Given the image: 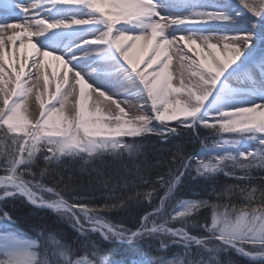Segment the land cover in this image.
Returning <instances> with one entry per match:
<instances>
[{
	"label": "snow or ice",
	"instance_id": "6c2138e0",
	"mask_svg": "<svg viewBox=\"0 0 264 264\" xmlns=\"http://www.w3.org/2000/svg\"><path fill=\"white\" fill-rule=\"evenodd\" d=\"M30 7L39 11L29 16V7L18 4L17 0H0V20L4 21L0 23V130L6 137H11L14 146L11 151L0 153L4 156L0 166L4 173L0 175L3 198L19 195L35 206L58 213H70L78 208L86 219L104 230V239L133 242L144 235L168 233L181 240L185 247L206 245V239L167 227V220L158 225L153 223L148 228V217H145L142 230L131 233L116 230L98 217L93 220L96 210L83 204L69 205L59 193L55 194V200H44L38 195L40 185L31 184L24 177L31 174L33 162L44 148L46 161L64 156L91 159L108 152L131 154L133 145L125 143V137L158 131L163 134L164 130L175 132L164 122L176 120L187 126L200 124L218 133L240 136V139L221 140L224 155L207 162L201 160L196 168L198 175L214 174L222 170L227 161L242 169L252 166L251 161L241 163L240 158L248 160L252 157L264 166V103L255 102V97L264 100V51L259 58L254 51L255 39L264 43V27L258 33L240 30L235 35L216 34L221 31L217 26L241 17L244 10L264 21V0H185L179 4L174 0H45L34 2ZM161 10L171 14L161 16ZM80 16L89 19L78 18ZM9 19L23 22L8 23ZM170 25H183L188 35H173L167 31ZM101 27L104 31L99 37L83 40V34L94 33ZM9 30L11 34L6 35ZM177 30L174 28L173 32ZM176 41L183 42L192 53L180 58L179 86L173 85V56L169 52V46ZM8 44H11L12 59H9ZM91 45L96 46L95 51L88 50ZM17 50L21 57L19 71L15 66ZM57 52H63V55H56ZM49 58L59 63L50 64ZM30 61L32 68L51 66L53 77L62 71V80H57L55 92L47 100L37 95L39 117L35 120L30 118L27 106L32 88L23 79ZM185 61L189 70L188 84L183 79ZM5 65L15 76L14 87L9 88L12 76L5 71ZM69 73L74 74V84L70 83ZM43 79L47 90L49 76L46 72ZM233 79L250 87L245 92L233 88L228 83ZM97 81L112 89L131 81L132 90L120 94H146L153 115L129 116L115 100V111L103 110L99 103L92 104L89 89H93ZM76 85L79 93L73 112L67 105ZM94 91L112 100V96L100 87ZM181 95L185 98H177ZM242 96L252 98L241 99ZM153 120L161 122L163 128L154 127ZM253 141L262 146L260 152L244 150ZM179 179L177 176L176 182ZM174 186V182H170V190ZM231 191L225 195H230ZM240 192L246 201L240 207L228 203L210 205L206 201H180L170 219L184 221L200 208L211 207V224L207 226L210 234L223 246L235 248L252 259L264 260V190H261L259 200L255 199L256 188L241 189ZM157 214L159 210L150 215ZM0 215L12 221L7 212ZM73 218L80 222L78 216ZM49 243L55 248L53 254L59 257L56 261L47 258ZM244 243L258 246V250L245 251L239 246ZM41 248L45 249L43 259L40 258ZM90 255L92 259H72L70 247L52 234L40 233L35 239H25L9 231L0 233V256L3 257L0 264H111L97 248H93Z\"/></svg>",
	"mask_w": 264,
	"mask_h": 264
},
{
	"label": "trees",
	"instance_id": "16d2710c",
	"mask_svg": "<svg viewBox=\"0 0 264 264\" xmlns=\"http://www.w3.org/2000/svg\"><path fill=\"white\" fill-rule=\"evenodd\" d=\"M152 123L157 129L163 127L159 121ZM164 123L175 132L164 130L163 134L158 131L125 137L124 142L133 145L131 154L108 152L91 159L64 156L46 161L43 155L46 152L39 153L31 174L24 178L31 184L50 187L72 205L83 204L96 210L94 219L98 217L118 230L128 233L138 228L142 230L145 217H148V228L167 220V227L185 229L191 236L206 239V245L185 247L168 233L144 235L133 242L105 240L98 231L77 227L71 215L36 207L19 195L0 199V213L7 212L12 218L9 222L0 215V233L9 231L25 239H35L40 233L52 234L70 247L72 259H92L90 253L97 248L111 264H147L149 261L151 264L161 261L163 264L179 261L183 264H264V260L249 258L235 248L223 246L210 234L207 226L211 224V207L200 208L184 221L170 219L180 201L228 203L240 207L246 202L240 190L252 188L257 189L255 199L259 200L264 190V166L249 157L245 161L253 164L248 169L227 161L228 164L214 174L198 175L196 168L201 160L207 162L212 154L209 150L214 145L213 137L220 133L200 124ZM5 137L0 130V153L13 149L10 144L2 143ZM255 150L260 152L262 148L256 146ZM3 161L4 156L0 155V166ZM240 161L244 163L243 158ZM3 174L0 171V175ZM177 176L180 177L178 182ZM170 182L175 183L171 190ZM228 190H232L230 195H225ZM156 210L159 214L150 215ZM243 246L250 251L258 250V246L247 243ZM212 249L214 251H209ZM39 251L43 259L45 249ZM54 252V246L49 243L47 258L50 261L59 259Z\"/></svg>",
	"mask_w": 264,
	"mask_h": 264
},
{
	"label": "bare ground",
	"instance_id": "6f19581e",
	"mask_svg": "<svg viewBox=\"0 0 264 264\" xmlns=\"http://www.w3.org/2000/svg\"><path fill=\"white\" fill-rule=\"evenodd\" d=\"M34 2H39V3H43L40 0H17V3L20 4L22 3L25 7H29V13L28 15L31 16L33 14V12L35 11H39L38 9H32L30 6L34 3ZM42 15V14H41ZM4 22L3 20H0V23ZM8 23H21L23 22V20H16V19H9L7 20ZM184 28L179 29V33L176 34V36H179L181 34L183 35H188V33L186 31L183 30ZM17 31H20V29H17ZM104 30L100 29L99 31H96L94 33H85L83 34V40H94L97 37L100 36L101 32H103ZM11 34V30H9V32L6 35H10ZM209 33H205V35H208ZM171 39V37H169ZM35 41L38 42V38H33ZM81 41H77V43H80ZM213 42H216L215 40H213ZM18 47V45H17ZM7 49L9 51V59H12V50H11V44L7 45ZM49 51H51V49H48ZM89 51H95L96 50V46L95 45H91L88 49ZM169 52L170 54H172L173 56V60H172V65H171V70L173 72V85L174 86H179L180 84V79H181V56L187 57L192 55V53L188 52L187 48L184 46L183 42L180 41H176L174 42L172 45L169 46ZM188 53V55H186ZM56 55H63V52H57ZM77 55H80V53H77ZM15 59H16V69L17 71H19V63L21 61V57H20V53L17 50L16 54H15ZM65 59H68L67 56H65ZM50 60V64H58L59 62L51 60V58H49ZM141 67H143V65H141ZM79 70V69H77ZM5 71L12 76V83L9 84V88L14 87V80H15V76L12 75L11 73V69H8L7 66L5 65ZM25 72L27 73V75L23 78L26 82H27V86L32 88V92L30 94V96L28 97L27 100V106L29 109V112L31 113L30 118L35 120L39 117V102L37 101L36 97L39 94L41 99L47 100L48 97L55 92V86H56V82L58 79L62 80V71L60 73L59 76L57 77H53L52 76V68L51 66H48L45 69H40V68H32L31 67V61L29 62L28 67L25 68ZM45 72L48 74L49 76V86L47 88V90L44 87V74ZM183 79L185 84L189 83V70L187 67V62H184V68H183ZM83 74V73H82ZM86 79H88V77H85ZM69 80L70 83L74 84V74L73 73H69ZM89 83H92V80L88 79ZM230 84L231 87L233 88H238L240 89L242 92H245L248 90V88L250 87V85H247L243 82H237L235 79L230 80L228 82ZM100 87L102 91H104L105 93H107L108 96H112V100L106 99L105 97H102L99 95V93L95 92L94 89ZM63 90V88H62ZM132 90V82L131 81H127L125 83L122 84L121 87L119 88H109L106 84H104L103 86L101 85L100 81H97L95 84H93V89H89V93L91 94V103L95 104V103H99L100 107L103 110H113L115 111V104L113 103V100L117 101L120 103L121 107L125 108V111L129 113V116L131 115H140L143 113V110L146 109H151V102L150 100L147 99L146 94L143 95H133V96H125L122 95L120 93L126 92ZM69 91H71V88H69ZM78 93H79V86L76 85L75 86V92L73 93V95L69 98V103L67 105V107L69 108L70 111L74 112V107H75V101L76 99H78ZM179 99H184L185 97L183 95H181L180 97H177ZM252 97H247V96H242L241 99H250ZM255 102L257 104H262L264 103V100H261L259 97H255ZM2 106V105H0ZM57 107H59V105H57Z\"/></svg>",
	"mask_w": 264,
	"mask_h": 264
},
{
	"label": "rangeland",
	"instance_id": "374dc122",
	"mask_svg": "<svg viewBox=\"0 0 264 264\" xmlns=\"http://www.w3.org/2000/svg\"><path fill=\"white\" fill-rule=\"evenodd\" d=\"M40 1L45 2V0H40ZM174 1H175V3H178V4L185 2V0H174ZM182 1H184V2H182ZM208 10H212V9H208ZM165 11L166 12L164 14H163V11H162V15L164 17H167V16H169L171 14L169 11H167V10H165ZM78 18L89 19L88 16H80ZM217 27H221V31L219 33H216V34H222V35H235L240 30H249V31H254V32H257L258 33L260 31V29L262 27H264V21H262L259 17L254 16V14L251 13L250 11H248V12L243 11L241 17H237L233 21H231V22H225L224 25L217 26ZM174 28L178 29V31L176 32V34H178L179 33V29L184 28V26L183 25H180V26H175L174 25V27H172L170 25L169 28L167 29V31L168 32H171L172 34H174L173 33V29ZM100 29L104 30L102 27ZM259 41H260L259 38H257V39L254 40V44H255L254 51L257 54V58H259L258 46H260V44H261ZM18 43L19 42H17V45H18ZM186 55H188V53ZM244 106H247V105H244ZM140 115H149V116H152L153 115V112H152L151 109H146V110H143V113L140 114ZM131 116H135V115H131ZM181 119H183V118H181ZM176 121H179L181 123V120H176ZM170 122H175V121H170ZM188 124H191V122L189 121ZM223 135H226V136H223ZM222 137H224V138H222ZM223 139H240V136L237 135V134H234V133H223V134L220 133L218 135L216 134V136L214 135L213 140H212L213 143H214V145H212L213 148H211L209 150L212 154L211 155L209 154L210 156L208 155L209 156V159H207V161L213 160L216 156H218L217 154H221V153L224 154V151L221 150V147L220 146H218V145H221L220 144V141L223 140ZM2 143H7V144H10L11 146H13L10 136L5 137L4 138V141ZM253 144H256L257 147L259 146V148H262V146L260 144H258V141H253L251 143V145L247 146L244 150H246V151H254L255 152L256 151L255 150L256 147H254ZM229 150L230 151H234L233 149H229ZM216 151H218L217 154L214 153ZM43 152H46V148L42 149L41 153H43ZM60 158H62V157H60ZM59 159H57V160H59ZM245 162H247V161L244 160V163ZM226 163L227 162H225L224 165H226ZM40 189L41 190L38 191V195L42 196L44 198V200L50 201V200H55L57 198V196L55 195L56 193L50 187L44 186V185H40ZM48 189H51V191H48ZM2 197H3L2 196V190H0V198H2ZM49 197H52V198L51 199H48ZM60 213L71 215L72 218L74 216H78L80 218V222L79 223H77L74 218L73 219H74L77 227L79 226L80 229H83V230L86 229V228L91 229V230H94L95 229V228H93V226H96V224L93 221H90V220L86 219L84 213H82L78 208L73 209V211L70 212V213H65V212H60ZM93 220H94V218H93ZM112 227L115 228L116 230H118L116 227H114V226H112ZM94 231H97V229H95ZM176 239H178V238L176 237ZM179 241L181 243H183L181 240H179Z\"/></svg>",
	"mask_w": 264,
	"mask_h": 264
},
{
	"label": "water",
	"instance_id": "95a60500",
	"mask_svg": "<svg viewBox=\"0 0 264 264\" xmlns=\"http://www.w3.org/2000/svg\"><path fill=\"white\" fill-rule=\"evenodd\" d=\"M44 208V207H43Z\"/></svg>",
	"mask_w": 264,
	"mask_h": 264
}]
</instances>
